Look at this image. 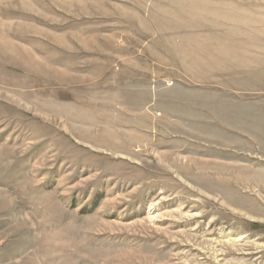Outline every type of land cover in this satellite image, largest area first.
Listing matches in <instances>:
<instances>
[{"label":"rangeland","instance_id":"rangeland-1","mask_svg":"<svg viewBox=\"0 0 264 264\" xmlns=\"http://www.w3.org/2000/svg\"><path fill=\"white\" fill-rule=\"evenodd\" d=\"M0 264H264V0H0Z\"/></svg>","mask_w":264,"mask_h":264}]
</instances>
